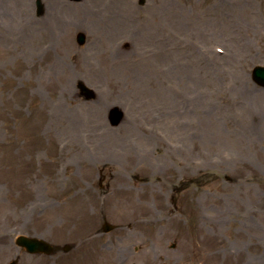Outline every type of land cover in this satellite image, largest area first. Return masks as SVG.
Returning a JSON list of instances; mask_svg holds the SVG:
<instances>
[{"label": "rangeland", "instance_id": "374dc122", "mask_svg": "<svg viewBox=\"0 0 264 264\" xmlns=\"http://www.w3.org/2000/svg\"><path fill=\"white\" fill-rule=\"evenodd\" d=\"M41 1L0 0V264H264V0H121L109 39Z\"/></svg>", "mask_w": 264, "mask_h": 264}, {"label": "bare ground", "instance_id": "6f19581e", "mask_svg": "<svg viewBox=\"0 0 264 264\" xmlns=\"http://www.w3.org/2000/svg\"><path fill=\"white\" fill-rule=\"evenodd\" d=\"M121 0H87L83 6L79 7V11L80 13H82L83 11V15L85 16V18H88L89 17V22H87V25L89 28H92L94 26V28H92L93 30V33H95L94 36H98L99 38L101 39H109V37L111 36L112 32L113 31H117L118 29H121V28H132L133 29V32L135 33L136 32V25L132 26V25H127L124 23L123 21V16H124V12L127 10V7L126 5L120 3ZM97 2H101L102 4V11L106 14L102 19L99 18L98 19H94L93 17V14H97V12L94 10V6H95V3ZM55 6H58L60 8H67V6H64L62 3L60 2H56V5L54 3L53 0H48V5H47V8H48V11H51V9H55ZM57 18V15H55L54 13H49L47 18L44 19L42 22L45 23V26L48 25V22L50 21H53V22H56L57 24H61L63 25L65 23V19L62 18V17H59V19H56ZM64 21V22H63ZM75 24L76 27H79L77 25V22H75L73 19L72 21L70 22V24ZM44 26V24H43ZM43 26L40 28L42 29ZM81 28V27H79ZM38 29V31L40 30ZM46 29V28H45ZM50 31L47 29V32ZM132 32V34H133ZM110 35V36H109ZM94 45V43H93ZM92 70V67L89 66L88 68L85 67V69H83V71L85 73H90V71ZM92 74V73H91ZM0 240H1V236H0Z\"/></svg>", "mask_w": 264, "mask_h": 264}, {"label": "water", "instance_id": "95a60500", "mask_svg": "<svg viewBox=\"0 0 264 264\" xmlns=\"http://www.w3.org/2000/svg\"><path fill=\"white\" fill-rule=\"evenodd\" d=\"M72 1H80V0H72ZM36 6L38 8V12L40 13L41 10V4L40 1H36ZM78 41L80 43L83 42L82 35H79ZM252 73V80L255 82V84L264 87V67L257 66L253 69ZM81 95L84 96L86 100H92L94 99V93L87 89L84 84L79 83L78 85ZM109 119L112 126H117L122 120L123 115L122 112L119 111L118 108H113L111 111H109ZM112 229V227L108 224H105L103 227L104 232H108ZM16 245L23 248L27 253L29 254H35V253H44L47 255H51L52 252L54 253L56 250L55 248L51 247L50 245L44 243L42 240H37L34 238H26V237H19L16 240ZM74 246H64L62 251L68 252L71 249H73ZM10 264H16V262H11Z\"/></svg>", "mask_w": 264, "mask_h": 264}, {"label": "flooded vegetation", "instance_id": "af4514ba", "mask_svg": "<svg viewBox=\"0 0 264 264\" xmlns=\"http://www.w3.org/2000/svg\"><path fill=\"white\" fill-rule=\"evenodd\" d=\"M116 41H117V40H116ZM116 41H115V43L110 47L111 50L114 52V53H109V58H110L111 60L117 59V57H118V55H119L117 49L122 48L121 45H120V46H118V48L116 49V47H117V45H116Z\"/></svg>", "mask_w": 264, "mask_h": 264}]
</instances>
